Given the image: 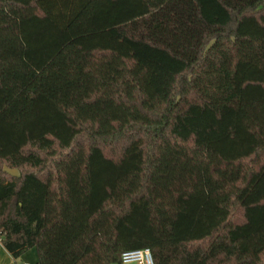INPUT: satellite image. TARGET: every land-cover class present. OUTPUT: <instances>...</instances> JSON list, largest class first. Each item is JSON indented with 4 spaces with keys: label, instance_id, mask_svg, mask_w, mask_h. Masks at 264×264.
<instances>
[{
    "label": "trees",
    "instance_id": "obj_1",
    "mask_svg": "<svg viewBox=\"0 0 264 264\" xmlns=\"http://www.w3.org/2000/svg\"><path fill=\"white\" fill-rule=\"evenodd\" d=\"M0 243L264 264V0H0Z\"/></svg>",
    "mask_w": 264,
    "mask_h": 264
},
{
    "label": "built area",
    "instance_id": "obj_2",
    "mask_svg": "<svg viewBox=\"0 0 264 264\" xmlns=\"http://www.w3.org/2000/svg\"><path fill=\"white\" fill-rule=\"evenodd\" d=\"M120 260L122 264H153L148 248L122 252Z\"/></svg>",
    "mask_w": 264,
    "mask_h": 264
},
{
    "label": "crops",
    "instance_id": "obj_3",
    "mask_svg": "<svg viewBox=\"0 0 264 264\" xmlns=\"http://www.w3.org/2000/svg\"><path fill=\"white\" fill-rule=\"evenodd\" d=\"M31 250L29 249L19 258L13 259L0 243V264H34L36 262L35 252V254H30L29 259L27 258L28 253H32Z\"/></svg>",
    "mask_w": 264,
    "mask_h": 264
},
{
    "label": "water",
    "instance_id": "obj_4",
    "mask_svg": "<svg viewBox=\"0 0 264 264\" xmlns=\"http://www.w3.org/2000/svg\"><path fill=\"white\" fill-rule=\"evenodd\" d=\"M4 170H5V172H7L10 175H13V176L17 175V171L15 169H7V168H5Z\"/></svg>",
    "mask_w": 264,
    "mask_h": 264
},
{
    "label": "rangeland",
    "instance_id": "obj_5",
    "mask_svg": "<svg viewBox=\"0 0 264 264\" xmlns=\"http://www.w3.org/2000/svg\"><path fill=\"white\" fill-rule=\"evenodd\" d=\"M30 252H32V253H28V255H27V258L29 259L30 257V254H35L36 253V251H35V249L33 248ZM35 252V253H34Z\"/></svg>",
    "mask_w": 264,
    "mask_h": 264
}]
</instances>
